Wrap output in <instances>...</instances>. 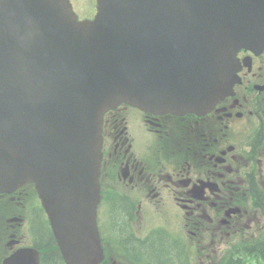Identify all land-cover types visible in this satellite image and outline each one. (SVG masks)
Segmentation results:
<instances>
[{"label":"water","instance_id":"obj_1","mask_svg":"<svg viewBox=\"0 0 264 264\" xmlns=\"http://www.w3.org/2000/svg\"><path fill=\"white\" fill-rule=\"evenodd\" d=\"M148 4L153 22L158 11H177L180 0ZM104 6V20L91 30L77 20L67 0H0V191L36 183L68 264H84L98 257V250L102 253L95 221L98 110L106 102L90 87L106 88L115 99L142 87L161 89L169 63L178 58L169 53L187 52L186 64L179 67L185 76L200 69L187 64L198 57L234 61L236 43L227 38H198L187 27L186 43L173 45L167 33L175 19L143 36L145 25L134 24L141 17L131 15L129 0H105ZM29 252L11 259L37 264V252Z\"/></svg>","mask_w":264,"mask_h":264},{"label":"flooded vegetation","instance_id":"obj_2","mask_svg":"<svg viewBox=\"0 0 264 264\" xmlns=\"http://www.w3.org/2000/svg\"><path fill=\"white\" fill-rule=\"evenodd\" d=\"M238 57L234 93L204 114L127 106L106 112L101 264H209L215 247L260 221L254 204L264 200V48H242ZM7 208L0 194L5 235ZM231 208L239 210L227 216Z\"/></svg>","mask_w":264,"mask_h":264},{"label":"trees","instance_id":"obj_3","mask_svg":"<svg viewBox=\"0 0 264 264\" xmlns=\"http://www.w3.org/2000/svg\"><path fill=\"white\" fill-rule=\"evenodd\" d=\"M38 239L40 245L46 244L49 241V237L45 236V234H42V236L39 237ZM54 248L55 247H53V250ZM47 254H48L46 256L47 264L59 263V258H58L59 254L57 251H53ZM248 258L254 259V262H256V264H264V238L260 243H257L254 246H248Z\"/></svg>","mask_w":264,"mask_h":264},{"label":"rangeland","instance_id":"obj_4","mask_svg":"<svg viewBox=\"0 0 264 264\" xmlns=\"http://www.w3.org/2000/svg\"><path fill=\"white\" fill-rule=\"evenodd\" d=\"M29 212L30 210H28L27 212V218H28V222H30V219H29ZM38 215L34 212L33 213V216H32V227H31V231H32V237L34 238V236L38 237L39 234H40V227H39V224H38ZM264 224V223H263ZM255 232V229L254 230H251L249 231V234H252L253 232ZM24 232L25 234H28V231H27V228L24 227ZM261 232H258L257 234H260ZM264 234V232H263ZM26 240H30V237H27Z\"/></svg>","mask_w":264,"mask_h":264}]
</instances>
